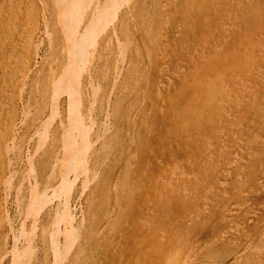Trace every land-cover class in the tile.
Returning a JSON list of instances; mask_svg holds the SVG:
<instances>
[{
  "label": "rangeland",
  "instance_id": "rangeland-1",
  "mask_svg": "<svg viewBox=\"0 0 264 264\" xmlns=\"http://www.w3.org/2000/svg\"><path fill=\"white\" fill-rule=\"evenodd\" d=\"M124 29L137 53L111 128L123 141L115 153L106 152L115 169L97 195H107L98 199L107 211L116 207L117 228L107 236L99 226L89 264H264V0H140ZM22 33L18 28L7 43L0 38L2 129L20 122L28 102V89L21 92L28 62L30 71L35 64L42 70L40 83L47 65L55 84L63 73L51 55L46 62L34 59ZM28 81L32 88L34 79ZM95 81L110 85L100 76ZM33 100L26 130L47 127L51 113L49 104L33 124ZM101 110L98 105V124ZM60 111L48 132L65 122L63 104ZM38 137L32 143L30 133L23 137V149ZM117 180L124 196L115 200ZM86 198L82 215L88 214ZM8 214L13 219L14 208Z\"/></svg>",
  "mask_w": 264,
  "mask_h": 264
},
{
  "label": "bare ground",
  "instance_id": "bare-ground-1",
  "mask_svg": "<svg viewBox=\"0 0 264 264\" xmlns=\"http://www.w3.org/2000/svg\"><path fill=\"white\" fill-rule=\"evenodd\" d=\"M139 2L0 0V29L4 28L6 32L1 31V40L6 42L11 39L13 33L22 27L24 34L21 39H24V44L31 43L32 46L30 55L45 62L51 55L63 69L55 84L52 69L44 65L48 69V76L40 83L42 70L35 67V64V71H30L32 62H28V67L21 73V92L26 89L29 92L28 102L25 100L27 103L21 108L20 122L15 124L11 119L14 122L12 125L7 124L5 129L0 127V141L3 142H0V264H4L6 257L10 259V264H89L88 252L93 254L101 238L98 235L99 226L107 236L115 233L116 207L107 211L103 208V202H98L100 196L97 195L115 169V158L107 162L106 152L115 153V146L123 141L120 131L111 132V128L120 118L118 109L123 103V97H119L118 93L120 89L128 87L133 55L137 53L136 45L130 34L125 32L124 26L128 19H132ZM22 14L23 19L20 17ZM49 24L52 27L48 30ZM43 35L46 46L42 51ZM11 57L17 59V55ZM98 76L110 80V85L96 83ZM28 79H34L32 88L27 84ZM32 100L38 106L33 124L50 104L47 127H32L30 130L23 128L22 123L30 115ZM62 104L65 122L59 125L56 123V127L48 132L49 126L56 122ZM98 105L102 109L101 124H98ZM13 112H7L8 116L14 115ZM89 121L90 125L82 124ZM93 129L96 130L91 137ZM29 133L28 142L35 134H39L40 140L25 151L23 137ZM7 134L11 137L9 144L4 142ZM122 186L117 180L112 193L115 200L123 198L120 191ZM85 195L88 214L82 215ZM106 198L107 195L100 200ZM10 208H14L12 220L8 214ZM102 220L104 223H101Z\"/></svg>",
  "mask_w": 264,
  "mask_h": 264
}]
</instances>
